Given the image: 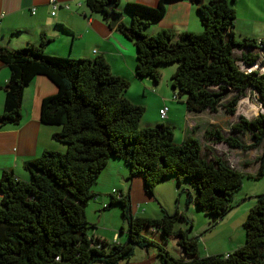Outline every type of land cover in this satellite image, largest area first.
Masks as SVG:
<instances>
[{"label":"trees","instance_id":"obj_1","mask_svg":"<svg viewBox=\"0 0 264 264\" xmlns=\"http://www.w3.org/2000/svg\"><path fill=\"white\" fill-rule=\"evenodd\" d=\"M157 6L127 3L129 26L116 28L133 41L136 51L135 75L160 81L161 65L175 64L171 86L178 96H185L188 112H216L220 107L233 114L247 91L255 92L260 113L251 119L240 116L231 125L233 131L248 135L251 143L239 137L224 136L220 130L206 131V137L224 142L241 151L260 149L255 161L257 176L264 175V71L253 67L264 51V43L252 37H239L235 31L233 0H189L195 5L202 25L200 33L179 35L160 30L147 35L145 29L161 19L166 3ZM119 5V0H86L93 12L104 15L105 7ZM107 20V19H106ZM48 38L39 44H27L11 50L0 46V60L10 71L4 86L5 101L0 125L21 120L23 89L38 74L47 76L58 88L43 99L41 121L60 126L52 139L66 146L64 152L45 150L24 164L28 173L20 180L5 171L0 179V264H119L133 257L135 249L157 248L160 264H264V193L250 208L243 223L245 242L228 254L202 256L198 237H190L184 228H175L177 212L161 218L132 215L129 193L112 194L107 209L120 204L128 221L125 242L115 234L109 244L87 234L89 223L85 208L99 194L93 185L111 158L123 160L128 179L142 175L148 193L163 180L175 177L185 183L186 201L215 219L233 208L234 196L241 187L243 174L229 161L201 155V144L189 136L177 143L173 127L165 123L142 127L145 107L126 96L129 80L114 75L102 56L70 58L45 53ZM236 51L240 56L234 55ZM240 61L243 67L238 63ZM160 232L164 238L175 237L181 248L173 256L151 236ZM123 231V230H122ZM121 231V232H122Z\"/></svg>","mask_w":264,"mask_h":264},{"label":"crops","instance_id":"obj_2","mask_svg":"<svg viewBox=\"0 0 264 264\" xmlns=\"http://www.w3.org/2000/svg\"><path fill=\"white\" fill-rule=\"evenodd\" d=\"M49 1L0 0V46L17 50L30 43L37 45L41 37L45 36L49 41L44 51L49 55L70 58L102 56L114 75L129 80L125 96L134 104L145 107L141 119L142 127L165 123L180 130V135L174 136L176 142H182L192 136L199 140L201 149L205 147L208 155L217 156L215 152L218 149L227 151V148H219L224 142H216L205 135L206 131L215 130L227 133V122L218 117L220 108L216 112H188L186 105L184 109L172 101V97L180 96L175 97V94L171 93L169 82L160 80L155 86L150 78H138L135 75V46L116 25H130L131 17L126 10L127 3L155 7L159 0H119V5L114 9L121 13L122 17L115 26H112L103 14L91 11L86 5V0H57L61 6L57 7L54 14ZM206 1L208 0H203ZM65 3L69 8L63 6ZM231 4L236 14L235 33L239 37H252L264 43V0H233ZM246 25L253 26L252 30ZM160 30H167L175 35L185 32L200 33L202 25L195 5L189 0L167 2L163 17L148 26L145 33L150 36ZM259 54L260 59H264L261 53ZM172 67L169 72L171 75L176 70V65L172 64ZM9 76L8 66L0 60V117L5 101L4 86ZM57 91L55 83L41 74L36 75L24 87L21 120L17 124L0 125V179L5 171H9L18 179L26 180L29 176L24 168L26 162L39 157L45 150L65 151L66 146L63 143L52 139V135L60 130V126L45 124L40 117L43 99L56 94ZM164 106L167 107V113L165 118H161L159 110ZM258 155L253 157L256 159ZM247 162L255 164L258 170L259 164L255 160L246 161V166L250 165ZM235 204L234 200L233 206ZM182 213L183 211H180V214ZM216 251L212 250V254H223ZM179 252L181 253V250Z\"/></svg>","mask_w":264,"mask_h":264},{"label":"rangeland","instance_id":"obj_3","mask_svg":"<svg viewBox=\"0 0 264 264\" xmlns=\"http://www.w3.org/2000/svg\"><path fill=\"white\" fill-rule=\"evenodd\" d=\"M243 25L245 26V23ZM246 27L252 30L251 27L253 26L249 27L246 25ZM253 50L254 52L259 51L258 53H261L264 57L263 50ZM234 55L240 56L241 53L236 51ZM238 63L243 67L240 61ZM258 64H260L259 61L256 65L261 71H264V64ZM171 67L172 64L161 65L159 67L161 70H165L163 71L164 73L160 71V80L169 82L171 93L174 95L175 92L171 86L172 75L169 73L173 69ZM155 86L157 85L155 84ZM243 99H245V102ZM172 101L178 104L179 107L185 109V96H180L179 98L172 97ZM260 111V103L255 92L247 91L246 95L239 99L233 114L226 113L220 107L218 117L223 118L227 122V133L220 132L224 136L233 135L239 137L245 144L251 143L248 135H242L233 131L231 125L240 116L251 119L256 117ZM141 122L142 120L140 121V125ZM173 133L174 136H179L180 130L175 128L173 129ZM219 148H227V151L216 150V157H221L225 161H229L233 167L239 169L243 174L241 187L234 196L236 204L222 218L215 219L213 216L206 215L198 210L192 203H188L186 201V184L182 183L181 186H178L175 177L161 181L153 188L152 193H148L145 189L142 175H135L129 180V170L123 160L111 158L93 185V191L98 192V196L91 198L85 208V217L89 223L87 234L100 240H106L109 244L112 243L115 234L118 235L119 242L126 241L128 221L123 216L121 205L114 204L107 209H103L104 204L108 205L110 201L113 188L116 190L117 195L119 192L123 195L129 193L130 212L134 216L161 218L165 214L173 216L177 212L180 213V211H183L189 221L177 217L174 226L175 228L186 229L190 237H198L199 253L202 256L213 255L212 250L214 249L217 250L216 252L224 254V252L233 251L243 245L245 242L243 223L246 220L250 208L257 203V195L264 193V175L256 177V165L247 162L250 165L246 166L245 162L255 160L253 156L258 155L261 151H259L260 149H250L245 153V151L231 148L225 143L220 144ZM208 153V151H205V147H202L201 155L207 160L213 159V156L208 155ZM143 233L151 236L160 245L166 247L173 256H180L179 250L181 248L177 245L175 237L164 238L159 231L151 234L147 228H144ZM93 264L105 263L96 261ZM119 264H160L159 257L157 256V248L150 247L147 250L136 248L133 257L123 259Z\"/></svg>","mask_w":264,"mask_h":264},{"label":"water","instance_id":"obj_4","mask_svg":"<svg viewBox=\"0 0 264 264\" xmlns=\"http://www.w3.org/2000/svg\"><path fill=\"white\" fill-rule=\"evenodd\" d=\"M197 3H201L203 2V0H199V1H196ZM108 10L107 14H106V19L107 20H110V23L112 26H115L120 20H121V17H122V14L121 13H117L114 9V7H112L110 4H106L105 6ZM194 238H197V237H194Z\"/></svg>","mask_w":264,"mask_h":264},{"label":"built area","instance_id":"obj_5","mask_svg":"<svg viewBox=\"0 0 264 264\" xmlns=\"http://www.w3.org/2000/svg\"><path fill=\"white\" fill-rule=\"evenodd\" d=\"M49 2H50L51 6H52V8H53L52 14H54V11L57 9V7L61 6V4H60L57 0H50ZM63 6H64L65 8H69V5H67L66 3H65ZM94 52H95V51H94ZM259 62H260V61H259ZM260 64H261V62H260ZM252 68H258V67H257V65L255 64L253 67H251V68H247L246 70H247V71H250ZM175 97H176V95H175ZM260 107H261V106H260ZM159 113H160L161 118H165V117H166V113H167V107L164 106L163 108H161V109L159 110Z\"/></svg>","mask_w":264,"mask_h":264},{"label":"bare ground","instance_id":"obj_6","mask_svg":"<svg viewBox=\"0 0 264 264\" xmlns=\"http://www.w3.org/2000/svg\"><path fill=\"white\" fill-rule=\"evenodd\" d=\"M259 69H260V68H259ZM243 101L245 102V99H243ZM244 102H243V103H244ZM238 105H239V104H238ZM255 109H256V108H255ZM253 110H254V109H253Z\"/></svg>","mask_w":264,"mask_h":264},{"label":"clouds","instance_id":"obj_7","mask_svg":"<svg viewBox=\"0 0 264 264\" xmlns=\"http://www.w3.org/2000/svg\"><path fill=\"white\" fill-rule=\"evenodd\" d=\"M259 65V64H258Z\"/></svg>","mask_w":264,"mask_h":264}]
</instances>
